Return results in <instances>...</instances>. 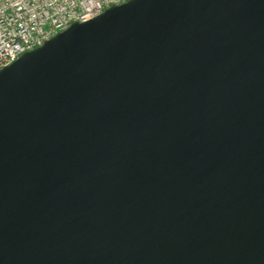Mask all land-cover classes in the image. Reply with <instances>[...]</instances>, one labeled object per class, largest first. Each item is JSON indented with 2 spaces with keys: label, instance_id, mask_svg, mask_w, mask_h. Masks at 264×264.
Masks as SVG:
<instances>
[{
  "label": "water",
  "instance_id": "obj_1",
  "mask_svg": "<svg viewBox=\"0 0 264 264\" xmlns=\"http://www.w3.org/2000/svg\"><path fill=\"white\" fill-rule=\"evenodd\" d=\"M162 26L174 30L160 33ZM151 32L164 37L139 38ZM205 36L216 44L205 42ZM182 43L190 50L169 52L182 55L180 65L171 68L173 61L167 66L158 59L165 55L158 50L161 45ZM258 48L264 54V0H133L75 26L0 72V110L20 121L0 128V185L71 177L127 187L205 236L264 255L263 161L225 137L241 139L227 132L230 127L226 131L219 121L199 114L223 107L240 119L222 104L205 105L202 90L210 91L242 109L253 135L248 141L264 147V57ZM141 56L155 61L161 73L155 74ZM74 67L103 85L123 91L98 71L137 89L139 94L129 93L136 102L133 110L123 111L121 119L108 116L111 107L106 113L87 111L90 93H83L79 79L38 75ZM35 92L46 100L31 95ZM145 97L159 111H151ZM159 112L175 133L156 128ZM250 132L242 136L248 139ZM15 221L0 229V264L9 250L31 244L29 238L36 236L17 241L20 234L11 233ZM79 229L72 234L61 230L70 234L68 245L57 235L50 241L68 249L87 237L80 238Z\"/></svg>",
  "mask_w": 264,
  "mask_h": 264
},
{
  "label": "bare ground",
  "instance_id": "obj_2",
  "mask_svg": "<svg viewBox=\"0 0 264 264\" xmlns=\"http://www.w3.org/2000/svg\"><path fill=\"white\" fill-rule=\"evenodd\" d=\"M163 35L160 33H149L141 34L139 38L150 40L162 38L164 37ZM246 39L248 40L249 37H246ZM123 50L129 52L127 48ZM258 50L260 55L264 57L259 48ZM205 55L210 56L209 53ZM141 57L151 66L155 74L159 75L161 73V69L155 61L149 60L145 56ZM193 59H196V57L193 56L187 59V61ZM181 62L183 61L173 63L180 65ZM170 66L173 68L174 64H170ZM93 72L97 71L93 70ZM98 73L106 77L111 83L122 88L125 93L133 92L134 94H139L137 89L129 87L116 77L100 71ZM41 74H71L80 81H83L85 78L84 69L77 67L53 68L38 73V75ZM226 92L230 98L235 100L230 92ZM202 93L210 101H215L218 104L221 103L229 110L239 113L240 130L251 131L249 118L239 106H233L229 102H221L210 91L202 90ZM31 95L37 99L46 100L45 96L40 93L35 92L31 93ZM144 103L151 111H159L157 105L149 98L145 97ZM199 114L211 123H215L216 120H224L223 116H225L220 115L219 112L212 109H209V112ZM108 116L114 119L123 118L121 106H112ZM133 119L134 116H130L128 121H132ZM158 120L159 127L156 128L175 133L171 124L161 113ZM19 122L16 115L6 110H0V128L9 124L16 125ZM153 127L155 128V126ZM222 128L226 129V131L228 130L227 127ZM229 130H235V128H229ZM248 139L253 140L251 132L248 135ZM248 156L257 160L254 156ZM261 164L264 165V162ZM102 191L106 192L108 199L101 194ZM81 192L89 193L90 195H87V199L81 198L76 203L78 199L75 200V196ZM27 194H30L43 205H48V213L51 219L44 224L41 232L57 235L62 242L65 241L66 245L69 244L70 234L63 235L62 229H66L72 234L76 230V227H78L82 229L81 235H79L82 238L85 235H90L100 227L98 219L100 215H103L105 217V233H107L105 236L107 238L105 242L101 241L99 244L105 243L104 253L105 257L108 258L134 257L140 263L173 264V260L177 256H182L179 264L191 262V259L197 261H192V264H206L209 262L211 264H248L257 256L255 252L243 250L228 242L201 234L173 218L165 211L160 210L155 205L140 198L130 188L71 177L20 181L0 185V229H2V224L5 220H7L8 227L10 223L19 218L20 211L14 206L21 204L24 201V196ZM69 197H75L73 201L75 200L76 202L69 208H66V202ZM92 207H96V209L88 217L85 225L78 224L81 214ZM67 209L69 211L65 214ZM62 210L63 213L59 218V220L61 219V225L50 222ZM69 218H73L74 221L72 220L73 222L70 223L68 221ZM31 232L27 228L17 237V241H20L24 236L28 237L30 234L32 235L33 233ZM12 245H15V242ZM3 249H6V244ZM257 257L264 261V255H258Z\"/></svg>",
  "mask_w": 264,
  "mask_h": 264
},
{
  "label": "rangeland",
  "instance_id": "obj_3",
  "mask_svg": "<svg viewBox=\"0 0 264 264\" xmlns=\"http://www.w3.org/2000/svg\"><path fill=\"white\" fill-rule=\"evenodd\" d=\"M178 23L186 24L184 21H178ZM161 30H158L160 33H164L169 35V31H166L168 29H172L171 26H162L160 27ZM153 33V32H151ZM174 35H177L179 37L185 36L183 34H177L176 31L172 32ZM176 36V37H177ZM169 37V36H168ZM171 37V36H170ZM188 41H194V40H188ZM204 41L207 43H210L211 45H215L216 40H212L211 37L205 36ZM191 45H186L185 43L182 44H166L161 45V47L158 48V50L165 54L158 57L159 60L165 61L164 65H169L168 61H177L182 59V55H169L170 51H182V50H190L189 48ZM210 48L215 49L214 47L210 46ZM175 49V50H174ZM162 58V59H160ZM170 58H173L171 60ZM176 63V62H175ZM174 64V63H173ZM82 82L81 89L83 93H90L89 97L90 104L86 110L92 112H104L107 111V108L109 107H115V106H121L122 111H132L133 107L135 106L133 98L134 95L125 93L121 90H118L114 85H103L101 84L98 79L91 80L87 77L84 78ZM110 84V83H109ZM86 86H89V91L86 90ZM215 91L218 90V87L214 86ZM218 99V98H217ZM223 102L222 100H220ZM209 105L211 108H215L213 106H218V103L215 101H208L203 102ZM221 104V103H219ZM131 106V107H130ZM133 106V107H132ZM207 107V106H205ZM85 110V109H84ZM219 113H222L220 115H224V120H216L219 121L220 125L226 126V127H234L235 130H229L230 134H234L235 136L240 137L241 139H237L231 136H225L229 141L233 142L237 146H239L242 150L246 151L248 154L256 157L257 159L264 162V147L261 148L258 145H253L251 141H248L247 137L242 136L245 134V130H240L239 121L233 119L230 117L226 112L224 111L223 107H220ZM237 123V124H236ZM261 137L264 139V133H260ZM247 140V141H244ZM255 141L257 142L256 138ZM87 195H90L89 193L81 192L75 197H69L66 202V208H69L73 204H75V200H77L76 203L81 198L87 199ZM106 199L108 197L104 196ZM75 200L73 201V199ZM84 199V200H85ZM15 208H17L20 211L19 218L12 224L11 233L16 237L17 235L24 232L25 229L29 228L32 230L33 234H36L34 237H30L29 240H32L31 244L23 246V244L18 245L17 248L9 250V253L4 255L1 259L3 264H146V263H140L138 262V259L134 257H105V243L99 244L101 241L105 242V239L107 238L105 235V217L103 215L99 216L98 223H100V227L96 229L93 233L90 235H87V237L84 239V241H77L76 245L70 246L68 249H63L59 245L58 247L55 246V244L50 241L51 239H55V235H52L49 232L42 233L41 230L43 229V226L45 223L49 222L51 219L49 213H48V205H43L40 203L37 199H34L30 194H27L24 196V201L19 204L15 205ZM99 208V206H97ZM96 207H92L88 211H85L83 214H81V218H79V221L85 219V216L88 212L93 213L95 211ZM68 209L65 211V214L68 213ZM63 210L60 211L59 216H56L52 219V223H56L58 225H61V219L59 220L60 216L62 215ZM119 217V216H118ZM117 217V221H118ZM73 218H69L68 221L72 223ZM67 221V220H66ZM87 220L83 221V224L86 223ZM69 223V224H70ZM4 225H7V220L3 223ZM118 225V223H117ZM82 231V229H79ZM77 231V230H76ZM66 232V230H64ZM81 233V232H80ZM75 234V233H74ZM93 234V235H92ZM1 235V234H0ZM8 235V239H9ZM45 237V238H44ZM44 238V240H43ZM7 238H5L6 240ZM38 239L41 241L49 240L48 242H45L46 244L41 243ZM28 241V240H27ZM58 241V240H57ZM22 246V247H21ZM21 247V248H20ZM182 260V256H177L175 258L173 264H179ZM193 262H197L196 260H192L191 262H188L186 264H192ZM206 264H211L206 263ZM248 264H264V261L261 260L259 257H255L252 261H250Z\"/></svg>",
  "mask_w": 264,
  "mask_h": 264
},
{
  "label": "built area",
  "instance_id": "obj_4",
  "mask_svg": "<svg viewBox=\"0 0 264 264\" xmlns=\"http://www.w3.org/2000/svg\"><path fill=\"white\" fill-rule=\"evenodd\" d=\"M133 0H0V72L78 25Z\"/></svg>",
  "mask_w": 264,
  "mask_h": 264
}]
</instances>
